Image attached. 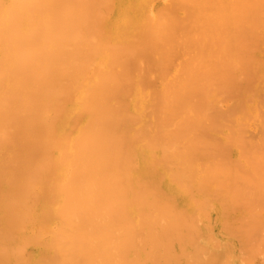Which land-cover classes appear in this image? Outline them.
Here are the masks:
<instances>
[{"label": "bare ground", "instance_id": "1", "mask_svg": "<svg viewBox=\"0 0 264 264\" xmlns=\"http://www.w3.org/2000/svg\"><path fill=\"white\" fill-rule=\"evenodd\" d=\"M110 1L0 0V264H227L236 253L222 251L235 241L225 239L221 254L199 242L213 230L207 224L202 236L199 218H212L207 195L221 203L233 238L249 235L243 241L256 242L237 246L251 263L264 248V167L258 161L264 146L253 148L257 131L252 148L260 156L245 163L261 169H243L234 161L245 158L251 136L224 121L238 105L245 110L239 89L256 78L250 60L264 44V0L171 2L184 10L196 5L186 13L142 0L135 18L126 12L119 26L102 19ZM185 42L197 46V59ZM175 50L183 61L175 62L180 73L172 76ZM235 93L244 98L235 110L215 109L224 123L215 110L207 112L213 95L231 99ZM214 123L221 130L232 126L237 136L244 132L247 145L233 132L220 134L235 139L226 140L228 146L247 149L230 157L233 148L209 133L220 131ZM164 184L189 194L197 210H186L188 200L179 203L186 209L175 205L180 191L172 197ZM243 207H256L248 211H255L257 223L245 221ZM38 243L44 246L32 248Z\"/></svg>", "mask_w": 264, "mask_h": 264}, {"label": "rangeland", "instance_id": "2", "mask_svg": "<svg viewBox=\"0 0 264 264\" xmlns=\"http://www.w3.org/2000/svg\"><path fill=\"white\" fill-rule=\"evenodd\" d=\"M106 1H107V0H106ZM111 1H113V0H111ZM111 1H110V2H111ZM115 1H117V2H115ZM175 1H176V0H172V1H171V0H157V4H158V2H159L161 5H163V7H164L166 10H168V11L170 10V12H172L173 9L175 8L174 11L177 10V11H180L181 13L190 12V11L188 10L189 8H190V10L192 9L191 12H193V10L195 9V6H196V5H195V6H192V5H190V4H189V5H190V6H189V5L185 4V10H184V7H182V6H184V5H182V6L180 5V6H179V5H176V4H172V3L175 2ZM120 2H121V3H120ZM171 2H172V3H171ZM178 2H180V0H178ZM178 2L176 1L177 4H178ZM108 3H109V2H107V4H108ZM116 3H117V4H116ZM132 3H133V4H132ZM143 3H144V2H143L142 0H137V2H133L132 0H125L124 2H123L122 0H114V1L112 2V4H111L112 8H111V6H110V8H109V7L107 8V10H109L108 13L106 12L107 10L104 8V7H107V6H104V5H103L104 7L102 6V7H103V8L101 9V10H103V12H101V13H103V14H101V15H103L102 19H104V17H106V20H105V21L108 22L111 18H113V19H111L110 22H112V20H113L112 23H113V24L115 23L114 26H119V25H121V24L123 23V22H121V20L123 19V18H122L123 16H124V17L126 16V12H130L129 15L133 14V18H135V13H136V11L139 9V7H141V5H143ZM170 3H171L172 5H171ZM107 4H106V5H107ZM134 4H135V6H134ZM108 5H109V4H108ZM151 5L154 6L155 4H154V3H151ZM175 5L177 6V8H176ZM122 6H123V7H122ZM178 6H179V7H178ZM186 6H187L188 8H187ZM192 7H193L194 9H193ZM133 8H134V9H133ZM135 8H136L137 10H136ZM186 8H187V9H186ZM110 10H111V11H110ZM114 10H115V11H114ZM121 10H122V11H121ZM130 10H131V11H130ZM171 10H172V11H171ZM181 10H182V11H181ZM186 10H188V11H186ZM263 10H264V9H263ZM168 11H167V12H168ZM104 12H106V16H104V14H105ZM118 12H119V13H118ZM109 13H110V15H109ZM121 13H122V14H121ZM107 14H108V16H107ZM117 15H118V16H117ZM116 16H117V17H116ZM119 17H121L122 19L119 18ZM132 20H133V19H132ZM118 21H119V22H118ZM133 21H134V20H133ZM125 23H126V22H125ZM125 23H124L123 25H125ZM184 23H185V20H184L183 24H184ZM116 24H117V25H116ZM183 24H182V26H183ZM106 27H107V24H106ZM174 29H175V28H174ZM263 31H264V30H263ZM106 36H107V35H106ZM180 40L182 41V38H181ZM180 40H179V42H180V44H181V41H180ZM261 42H262V41H261ZM261 42H260V44L257 45V49L255 48V54H256L257 56L253 54V55H252V58H251V60H250V62L252 63V69L254 70V68H255L254 71H255V77H256V78H255V79L251 78V79H253V80H251V79L248 80L249 83L246 81V82L248 83V85H247V84H244L245 82H242V85H243V86H241V88L239 89V93H240V95H243V93H244L243 97L245 96V97H244V98H245V101H244V98L238 96L239 94L237 95L236 93H235V94H236L235 97H233L234 99H233V98H231V99L225 98L226 94H224V95H223V94H222V95L219 94V96H215V95H213V96L211 97V99H210V107H212V106H213V107H212V109L209 107V110H207V112H213V110H215V109L217 108V110H218L220 113H222V114L225 113V114H226V112H227L228 109H229V110H230V109H232V110L234 109V110H235L236 107H237V105L244 101V104H243V106H241V107H245V108H244L245 110H243V108H241L242 110H241V112H240V111H239V110H240V107H239V105H238L235 114H233V113H232L233 115H232V114H230V115L228 114L229 116L226 117L227 119H225V116H224L225 121L222 120L220 113H218L217 110H215V111H216V113H217V116L220 115V117H218V120H217V121H220L221 123L224 121V122H226L225 124H227V125H229V126H230V124H231L232 126L234 125L233 127H234L235 131H237L236 128L239 127V130L241 129V131H245V133H246L247 136H249V135L251 136V137L249 136L250 139H249L247 136H244V135H245L244 132H243L244 135L242 134L243 136H242V135L237 136L236 132H235V133L233 132V128H232V126H231V129H232V130H230V129L226 130L229 126H228V127L226 126V128H224V127H225V126H224V127L222 128V130H221L220 127H221L222 124L220 125V124H218V123H217L218 126H217L215 123H214V124H215L214 126H217V128L220 129V131L217 130L218 132H216V133H214V134L212 133V131L209 132V133H211V134L214 135L215 137H216V136H219V139H218V137H217V139H218L219 142H220V135H221V137H222V138H221V141H222V139H223V142H224V143H223V146H224V144H225L226 147L228 146L226 140H228V139L230 138V136L228 137V136H225V135H226V134L228 135L230 132H231V133L233 132V133L235 134V137H236V138H237V137H240V140H239V139H238V140L236 139V140H237V141H240L241 143L244 141V140H243L244 137L248 138V139H249V142H248L247 139L245 140V142L247 141L246 143H248V145H247L245 142L242 143V144L248 146V147H247V148H248V150H247L248 152L245 151V152H246V154L244 155L245 158L243 159V157L240 155V156H241V159H240V156H238V160H237V161H234V163L239 164L240 166H242L243 169H247V170H249V171L252 172V173L255 172V169L258 167V165H257V167H256V166H255L256 163H255V164L253 163L255 167H254V169H252V166H253V165H252V166H250L249 164L246 165V163H248V161H249L250 159H253V158H254V159L256 158V159H255V162H256V160H257V159L259 158V156H260V155H259V152H260L259 150L262 149V148H259V147H257V146H261V147L264 146L263 144L261 145V142H264V141H262L264 138H263V139L260 138V137H264V136L261 135L262 133L264 134V131H263L264 129L261 130V129L263 128V122H262V121L264 120L263 117H262V115H261L262 112L264 113V85H263V84H264V77H263V76H264V58H263V57H264V52H263L264 44H262ZM184 44H185V45L188 44L187 46H189L188 48H189L190 50H192V48L195 50V51H194V50L190 51V50L187 48V46H184V47H186V48L188 49V52H189V51H190L191 53H192V52H195V55H194V53H193V56L196 58V52H197V50H198V49H196L197 46H195L193 43H187V42H185ZM190 45H191V46H190ZM262 45H263V47L261 48ZM181 46H182V44H181ZM178 47H179V46H178ZM190 47H192V48H190ZM180 48L182 49L183 47H179V49H180ZM179 49H178V51H177L178 53H179V51H180ZM187 49H186V50H187ZM259 49H260V52H259ZM184 50H185V49H184ZM186 50H185V51H186ZM261 50H262V51H261ZM182 51H183V49L181 50V52H182ZM177 52H176V50H175V52L173 51V54H174V53H175V54L173 55L174 57H173V56H172V57H173V59H175V61H173V62H174V65H173L172 69L170 68V70H172V73H171L172 76H175V75L177 74V72H178L179 64H178V67H177L175 64L180 63V62L183 61V59H182V61H181V59H180V58H181V57H180L181 54L179 53L180 55L178 56V54H176ZM190 52L187 53V51H186V52L183 51L182 53H184V54H191ZM253 53H254V52H253ZM156 56H157L156 59H158V55H156ZM175 56H176V58L178 59V61H176ZM177 56L180 57V58H178ZM181 56H182V55H181ZM187 56H188V55H187ZM191 56H192V55H191ZM191 56H190V57H191ZM258 56H259V57H258ZM160 57H162V56H160ZM182 57L184 58V61L186 60L188 63L192 61V59H191L189 56H188V57L191 59V61H190V59H189L188 57H187V58H185L184 56H182ZM261 57H262V58H261ZM192 58H193V57H192ZM259 58H260V59H259ZM156 59H155V60H156ZM187 59H189V61H188ZM193 59H194V58H193ZM196 59H197V58H196ZM158 60H159V59H158ZM160 60H161V59H160ZM162 60H163V59H162ZM171 60H172V58L170 59L169 63L172 65L173 63H171V62H172ZM257 60H258V61H257ZM186 61H185V62H186ZM193 61H194V60H193ZM195 61H196V60H195ZM195 61H194V62H195ZM197 61H198V60H197ZM197 61H196V62H197ZM155 62H156V61H155ZM157 62H158V61H157ZM157 62H156V63H157ZM162 62H163V61H162ZM175 62H177V63H175ZM254 62H256V63H254ZM153 63H154V61H153ZM251 63H250V64H251ZM180 64H182V63H180ZM256 64H258L262 69H261L260 67L257 69L258 66H257ZM253 65H254V67H253ZM255 66H256V67H255ZM153 67L156 68V71H154L155 69H153ZM153 67H152V70L155 72V73H154V72L152 71L153 74H154V75H155V74H156V75H159V73H160L161 71L157 70V65H156V66L154 65ZM158 67H160V66L158 65ZM159 69L162 70L161 67H160ZM260 70H263V71H260ZM158 71H159V73H158ZM169 73H170V72H169ZM178 73H180V72H178ZM256 73H257V75H256ZM174 74H175V75H174ZM260 74H261V76H259ZM154 75H153V76H154ZM156 75H155L154 77H158V76H156ZM171 75H169L166 79H167V80H168V79H172V76H171ZM179 75H180V74H178L177 76H179ZM252 77H253V76H252ZM260 77H261V78H260ZM166 79H165V80H166ZM259 79H260V80H259ZM255 80H256V81H255ZM262 80H263V81H262ZM250 81H251V82H250ZM257 81H258V82H257ZM255 82H256L257 84H258L259 82H261V83H259V84L257 85ZM168 83H169V82H168ZM163 84H164V83H163ZM166 84H167V82L165 83V85H166ZM250 84H251V85H250ZM161 85H162V83H161ZM244 85H246V87L249 86V87H247V88H249V89H247ZM180 87H183V86H180ZM240 90H241V91H240ZM242 90H243V91H247V90H248V91H247V94H246V92H243ZM261 91H263V92H261ZM237 93H238V92H237ZM245 94H246L247 96H246ZM233 95H234V94H233ZM227 96H228V95H227ZM237 96H238V97H237ZM236 97H237V98H236ZM224 98H225V100H224ZM235 98H236V99H235ZM246 98H247V99H246ZM249 98H250V99H249ZM214 99H215V100H214ZM226 99H227V100H226ZM240 99H241V100H240ZM213 100H214V101H213ZM248 100H249V101H248ZM218 101H219V102H218ZM240 101H241V102H240ZM262 102H263V103H262ZM241 105H242V104H241ZM238 109H239V110H238ZM261 110H262V112H261ZM238 111H239V112H238ZM233 112H234V111H233ZM214 113H215V112H214ZM263 113H262V114H263ZM210 114H212V113H210ZM212 115H215V114H212ZM253 116H254V117H253ZM260 116H261L262 118H260ZM213 117H214V116H213ZM262 119H263V120H262ZM224 122H223V123H224ZM212 123H213V122H212ZM210 124H211V123H210ZM225 124H224V125H225ZM242 124H243V125L245 124V126L249 125V127H250L249 130H248V128H247V130H245L246 127L244 126V127H245V128H244V127L242 126ZM83 125H84V123H82V126H83ZM219 125H220V126H219ZM236 125H237V126H236ZM239 125H241V127L244 128V130H242V128H240ZM251 125H252V126H251ZM259 126H260V127H259ZM235 127H236V128H235ZM247 127H248V126H247ZM261 127H262V128H261ZM214 128H215L214 130L217 129L216 127H214ZM229 128H230V127H229ZM214 130H213V132H215ZM225 130H226V131H225ZM239 130H238V131H239ZM221 131L225 132L226 134L223 133V132H222V133L225 134V135H222V133L220 134ZM238 131H237V133H239ZM241 131H240V133H242ZM257 131H259L258 135H256V137H255V135L253 136L254 133H255V134L257 133ZM260 131H263V132L260 133ZM227 132H228V133H227ZM248 132H249V133H248ZM217 133L220 134V135H217ZM231 133H230V135H231ZM240 133H239V134H240ZM250 133H251V134H250ZM215 134H216V135H215ZM259 134H260L261 136H260ZM231 136L233 137L234 135L232 134ZM241 136H242V140H243V141L241 140ZM258 136H259V137H258ZM226 137H228V138H226ZM232 137H231V138H232ZM252 137H255V140H256L257 137H258V141H259V142H258V141L255 142V143H257V145L254 144V146H256V147H253V148H257V149H259V150H257V152L259 151L258 153H255V152H256V151L254 152L255 149L252 148L253 143H254V142L252 141ZM231 138H230V139H231ZM224 139H225V140H224ZM260 139H261V142H260ZM255 140H254V141H255ZM230 141H231V140H230ZM234 141H235V139H234ZM234 141H233V138H232L231 143L234 142ZM228 142H229V140H228ZM235 143H237V142H235ZM235 143H233V144H235ZM241 143L239 144L240 146L242 145ZM258 143H259V144H258ZM229 144H230V143H229ZM249 144H250V145H249ZM244 145H243V146H244ZM230 146H232V147H230ZM230 146H228L230 149H229L228 147H227V148H228L229 150H231V148H233V149H232L233 151L231 150V151H232V152H231L232 154H231V153L229 154V155H231L230 157H232L233 159H234V158H237V157H235V156L239 153V150L247 149L246 146H244L245 148H243V147L241 148V147L238 146L237 144H236L235 146H233V145L230 144ZM237 146L240 147V148H238ZM249 146H250V147H249ZM226 147H225V148H226ZM227 148H226V149H227ZM250 148H251V150L249 151ZM228 149H227V150H228ZM243 151H244V150H243ZM243 151H242V153H244ZM227 152H228V151H227ZM263 152H264V151H263ZM260 153H261V152H260ZM240 154H241V152H240ZM242 155H243V154H242ZM253 156H254V157H253ZM263 156H264V153H263ZM263 156H262V154H261V156H260L261 158H259L258 161L261 159L262 162L259 161V163L261 162V164L264 165V162H263L264 157H263ZM262 157H263V158H262ZM232 158H230L231 161L233 160ZM235 160H236V159H235ZM242 160H243V161H242ZM246 161H247V162H246ZM251 161H253V160H251ZM251 161H250V162H251ZM245 162H246V163H245ZM253 162H254V161H253ZM251 164H252V162H251ZM263 165H261V166H262L261 168L264 167ZM259 167H260V166H259ZM261 168H260V169H261ZM260 169H258V170L260 171ZM263 169H264V168H263ZM263 169L261 170V173H264ZM258 170L256 169V171H258ZM262 171H263V172H262ZM263 177H264V175H263ZM251 179L255 180V181L257 182V184H258L257 178H251ZM262 179H263V178H262ZM262 179H260V180L263 181L264 179H263V180H262ZM261 181H260V182H261ZM238 184H240V182H238ZM260 184H261V183H260ZM263 184H264V182H263ZM241 185H243V183H241ZM261 187H263V186H261ZM259 188H260V186H259ZM167 189H168V190H167ZM256 189H257V188H255V189L252 190V191H255ZM257 190H259V189H257ZM262 190H264V189H262ZM163 191H166V194H168V195L173 194L172 197L174 196L175 192L180 191L179 193H181L182 196H181V194L178 195V192H177V194H175V196H176V195H178V196H177L176 198H175V197L172 198V199H174V200H173L174 202H175V199H176V202L178 203V204H176V203H174V204L177 205V206L181 205L184 209H186V208H185V206H186V202H187L186 200H188V202H190V203H189V206H190V207H189V206H188V207L186 206V207H187L186 210H188V209H189V210L191 209V211H192V209H193V211H194V210H197V209H196L197 207L193 206V205H194L193 200H192V202H191V199H192V198H190V195H189V194H188L189 196L186 195L187 193H186V192H182L183 190H179V189H177V190H175V189H170V188L167 187L166 184H164V185H163ZM167 191H168V192L170 191L171 193H167ZM173 191H175V192H173ZM252 191H248L250 197H251V193H252ZM262 192H263V191H262ZM262 192H261V194H262ZM184 193H185V194H184ZM263 194H264V192H263ZM263 194H262V195H263ZM185 195H186L188 198H187V197H184ZM242 195H243V194H242ZM252 195H253V194H252ZM259 195H260V193H259ZM162 196H163V195H162ZM208 196H209V197H208ZM210 196H212V195H207V196H206V199H208V198L211 199V201H213V202H212L213 206L211 205V203L209 204L210 208H209V206H208V210L211 209V210H209V211H211V212H209L210 214H207V215L212 216V218H211V219H208L209 216H208L207 218H206V217L204 218V215H202L201 218H199V220H200L199 222H200V227H201V224H202V231L205 230V232H203V235H202V236H206V235H204V233L207 232V228H208V227H207V224H208V226H209V223H211V225H213V226H212V227H213V230H212V228H210V227L208 228L209 230H211L212 233H213V231H214L213 234L210 232V233H211L210 236H211V238H212V236L216 234L214 237H216V238H218V239H217V241H215V242H218V244H219L220 247L218 246V244H217L218 248H217V246H215V244H214L215 242H213V239H214V238H213V239L210 238V239L212 240V241H211V242H212V243H211V246L209 245L210 243H207L208 241H210V239H206V238H209V236H208L209 233H208V235H207L208 237L206 236V237H202V238H200V240H199L200 244L208 245L209 249L214 245L217 249L214 248V246H213V248H211L210 251H212V249H213V253H219L222 249H224V248H222V247H223L222 245L225 244L226 240H227V242H228V241H229V242L231 241V245H232L233 242L235 241V242H234L235 245L233 244V245H232V248L229 247L230 250H229L228 247H226V248H228V249H226L225 251H222V252L232 251V252H228V254H230V253H231V254H232V253L235 254V253H236L235 256L232 254L233 261H234L235 264H244V263L246 264V261H247V260H246V261H244V260H245V258H246L247 256H246V257H245V256L241 257L242 254H244V253L240 252V250H241V248H242L241 245L243 244L242 242H244V243H246V245L248 246V244H249L248 242H251V241H248V240H247L248 242L243 241V240H244V237L247 236V235H245V236H244V235L241 236V238L243 237V239H241V238L238 239L237 236H239V235L236 236L237 238H236V237L233 238L232 233H231L230 231L227 230L228 228H227V227L225 226V224L222 222V221H225V220L222 219V218H224L223 215L221 214L222 211H220V214H219V210H221V207H222L221 203L218 202L217 200H216V202H215L214 199H216V198H214L213 196H212V197H213V198H212V197H210ZM255 196H256V195H255ZM260 196H261V195H260ZM163 197H165V196H163ZM180 197H181V198H180ZM248 197H249V196H248ZM189 198H190V199H189ZM257 198H258V197H257ZM257 198H256V200H258ZM261 198H262V196H261ZM263 198H264V195H263ZM263 198H262V199H263ZM181 199H182V200H181ZM252 199H254V198L252 197ZM252 199H251L250 201H252ZM254 200H255V199H254ZM254 200H253V201H254ZM263 200H264V199H263ZM183 201H186L185 204H184V203H183V204H179V203H181V202H183ZM253 201H252V203H253ZM258 201H259V200H258ZM188 202H187V203H188ZM209 202H210V201H209ZM263 202H264V201H263ZM257 203L259 204V202H257ZM260 203H261V202H260ZM215 204H216V205H215ZM217 204H218V205H217ZM187 205H188V204H187ZM256 205H257V204H256ZM260 205H261V204H259V206H260ZM259 206H258V208H260ZM179 207H180V206H179ZM179 207H178V208H179ZM192 207H193V208H192ZM194 207H195V208H194ZM261 207H262V205H261ZM263 207H264V206H263ZM180 208H181V207H180ZM219 208H220V209H219ZM249 208H250V207H249ZM249 208H248V209H249ZM253 208H255V210H256V207H251L250 209L252 210ZM215 209H217V210H215ZM243 209H244V207H243ZM246 209H247V208H245L244 210H245L248 214H247L246 212H244V210H243V212L247 215V217L244 216V217H245V221L248 219V220H247L248 222H251V223H253V222H254V223H257V219H255V217H256L257 215L252 214V212H255V211H248V209H247V210H246ZM262 209L264 210V208H261V212L263 211ZM206 210H207V209H206ZM212 210H215L217 213H215L214 211L212 212ZM259 210H260V209H259ZM259 210H258V212H259ZM37 211H38V213H36V214H39V213L41 212V210H39V208L36 210V212H37ZM239 211L242 212V208H240ZM239 211L236 210V213H235L236 216H240V215L242 216V213L240 214ZM207 213H208V211H207ZM256 214H257V211H256ZM261 214H264V213L262 212ZM207 215H205V216H207ZM215 215H216V216H215ZM235 215H234V216H235ZM259 215H260V214H259ZM214 216H215V217H214ZM217 216H219V218H218ZM263 216H264V215H263ZM209 218H210V217H209ZM214 218H216V220H213ZM235 218H239V217H235ZM257 218H258V216H257ZM261 218H262V216H261ZM261 218H260V219H261ZM202 219H203V220H202ZM205 219H206V220H205ZM221 219H222V220H221ZM240 219L242 220V218H240ZM243 219H244V218H243ZM260 219H258V220H260ZM263 219H264V218H263ZM201 220H202V221H201ZM209 220H211V221H209ZM241 220H240V221H241ZM217 221H218V222H217ZM240 221H239V223H240ZM243 221H244V220H243ZM245 221H244V222H245ZM263 221H264V220H262V222H263ZM206 222H207V223H206ZM213 222H214V223H213ZM219 222H220V223H219ZM204 223H205V224H204ZM215 223H217V224H215ZM221 223H223V225H224L226 228H225ZM242 223H243V222H242ZM254 223H253V224H254ZM259 223H260V222H258V224H259ZM261 224H262V223H261ZM262 225H263V224H262ZM262 225H260V227H261ZM220 226H221V232H222V234L219 233V232H220V231H219V230H220ZM222 226H223V227H222ZM254 226H255V225H254ZM258 227H259V226H257V228H258ZM260 227H259V228H260ZM262 227H263V226H262ZM204 228H205V229H204ZM251 228H252V230H253V227H251ZM259 228H258V232H260L261 229H262V228H260V230H259ZM224 229H225L226 232L224 231ZM255 229H256V228H255ZM255 229H254V231H253L252 233L255 232ZM209 230H208V231H209ZM252 230H250V231H252ZM262 230H263V229H262ZM227 232H230L232 236L228 235L229 238H227V235H226ZM258 232H255V233H257V237L259 238V236L261 237V235H263V234L260 235ZM250 233H251V232H250ZM252 233H251V234H252ZM255 233H254L253 235L256 236ZM260 233H261V232H260ZM262 233H264V232H262ZM206 234H207V233H206ZM223 234H225V235H223ZM227 234H228V233H227ZM236 234H238V233H236ZM239 234L241 235V233H239ZM253 235H250V236H253ZM234 236H235V235H234ZM248 236H249V235H248ZM248 236H247L246 238H248ZM255 236H253V239H255V238H254ZM239 237H240V236H239ZM257 237H256V239H257ZM204 238H205V239H204ZM216 238H215L214 240H216ZM249 238H250V237H249ZM251 238H252V237H251ZM261 238H262V237H261ZM263 238H264V237H263ZM203 239H204V240H203ZM225 239H226V240H225ZM228 239H229V240H228ZM230 239H231V240H230ZM253 239H249V240H253ZM218 240H219V241H218ZM237 240H239V241H237ZM240 240H241V241H240ZM245 240H246V239H245ZM261 240H262V243H263L262 246H264V240H263V239H261ZM261 240H260V241H261ZM203 241H204V243H203ZM256 241H257V240H256ZM260 241L257 242V244H256V245H258V247L260 246V244H258V243H260ZM219 242H220V243H219ZM229 242H228V243H229ZM238 242H241V243H242V244L240 243V244H241V245H240V246H241L240 249H238V247H239V246H238V245H239ZM253 242H254V241H253ZM253 242H251V243H253ZM221 243H222V244H221ZM247 243H248V244H247ZM251 243H250V244H251ZM254 243H256V242H254ZM38 244H39V245H38ZM38 244L35 245V246H33L32 248H37V247H40V248H41V246H42V247L44 246V244H42V245H41L40 243H38ZM226 244H227V243H226ZM226 244H225V245H226ZM203 245H202V246H203ZM225 245H224V246H225ZM231 245H228V246H231ZM243 245H244V244H243ZM252 245H253V244H252ZM256 245H255V246H256ZM226 246H227V245H226ZM235 246H236V247H235ZM237 246H238V247H237ZM247 246H245V248H248V247H249V246H248V247H247ZM255 246H253V247H254V250H253L252 246L250 245V247L252 248V250H253L254 252H255V248L258 249V247H257V246L255 247ZM204 247H205V246H204ZM206 248H207V246H206ZM219 248H222V249H219ZM233 248H235V249H233ZM243 248H244V247H243ZM207 249H208V248H207ZM209 249H208V250H209ZM214 249H216V250H215L216 252L214 251ZM218 249H219V252H218ZM247 250L249 251L250 248H248ZM252 250H251V251H252ZM260 250H261V251H260ZM260 250H256V251H258V252L255 253V255L253 254V252H251V251L248 252V251H247L248 253L253 254L252 259H250V261H251V260H252V261H251V263H249V264H264V251H262V250H264V248H262V249L260 248ZM234 251H235V252H234ZM242 251H243V250H242ZM237 252H238V253H237ZM259 252H260V253H259ZM262 252H263V253H262ZM210 253H211V252H210ZM241 253H242V254H241ZM219 254H221V252H220ZM224 254H225V253H224ZM231 254H230L229 256H231ZM238 254H239L240 257L237 258ZM226 255H227V253H226ZM250 256H252V255L249 254V257H250ZM207 257H208V256H207ZM220 257H223V258L225 257L224 259H226V256H222V255H220ZM232 257H228V258H231V260H232ZM236 258H237V259H236ZM247 258H248V257H247ZM247 258H246V259H247ZM235 259H236V260H235ZM220 260H221V259H220ZM227 260H228V259H227ZM231 260H229V262H228L227 264H229L230 262H231L230 264H232L233 261H231ZM238 260H240V261H238ZM222 261H223V260H222ZM219 262H220V261H219ZM225 262H226V261H225ZM243 262H244V263H243ZM234 263H233V264H234ZM247 263H248V262H247ZM221 264H222V263H221Z\"/></svg>", "mask_w": 264, "mask_h": 264}]
</instances>
